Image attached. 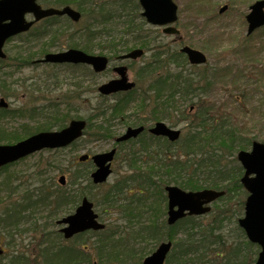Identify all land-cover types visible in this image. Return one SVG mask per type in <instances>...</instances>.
I'll list each match as a JSON object with an SVG mask.
<instances>
[{
  "label": "trees",
  "instance_id": "1",
  "mask_svg": "<svg viewBox=\"0 0 264 264\" xmlns=\"http://www.w3.org/2000/svg\"><path fill=\"white\" fill-rule=\"evenodd\" d=\"M114 11L120 12V17H123L127 21V29L131 30L134 26V16L132 10L126 11L125 6H121ZM138 15H135L137 17ZM130 39L126 40L127 43L142 42L140 33L136 31L129 32ZM145 43V42H143ZM125 44V45H126ZM77 45V44H76ZM154 60L146 64L147 70H155L158 67L165 66L163 59L160 56L163 51L158 50L155 52ZM179 60V55L176 56L175 61ZM166 71L164 73H167ZM176 72H173L177 81L172 79L169 83H164L167 79L170 80V74L164 76L160 75L149 82L148 89H144L150 92L147 95L144 90H137L136 88L128 92H120L115 94L114 103L110 106L113 112L119 111L123 114L124 108L129 104H134L135 111L144 113L148 111V117L146 119L157 120L167 118L172 124L179 122L178 115L186 117L184 110L179 108L178 100H175V94L179 93L181 99L187 100L188 93L196 88V78H181L179 79ZM139 77V75H138ZM161 85H172L163 97L160 96L159 87ZM181 85V86H180ZM73 95V94H72ZM137 96V98L135 97ZM74 96V95H73ZM72 96L69 94L65 97V113L59 111V107H54L50 114L41 120H35L34 124L24 122L19 127L7 128L2 123L3 120H13L16 114H27L28 109L24 106L18 108H0V142H14L33 132L42 129L61 128L66 125L67 121L73 118V116H79L77 113L70 114L73 102H71ZM102 109L100 113L104 114L105 107H99ZM174 113H177L174 115ZM137 114V115H138ZM32 117V114L30 115ZM139 119L138 121L136 119ZM193 119L194 124L187 125L185 133L176 142H165L163 156L166 155L164 161L159 159L163 164V169L166 171L159 179L160 181L173 182L184 188L198 189L204 186L225 188L226 194L221 199H230V192L236 191L241 188L238 177L242 172L241 165L236 161L235 151L237 148H243L250 143V140H246L241 136H237L233 128L228 129L223 119L220 116L212 114L208 107L200 109L195 114ZM133 123L142 122L139 116L133 118ZM92 117L88 119V124L85 132H89L92 128ZM194 125V126H193ZM193 126V127H192ZM113 130H110L109 126H102L101 135H111ZM160 137H156L159 139ZM74 144V143H73ZM72 144V145H73ZM177 145L176 149H172L171 146ZM55 153L59 152V149L54 150ZM42 154V152L40 153ZM39 154V155H40ZM16 164V163H14ZM13 165V164H12ZM10 165H6L0 169L6 170ZM48 166L49 168H47ZM61 158L59 155L53 154L52 159H48L46 163H35L34 170L35 177L32 187L26 186V183L15 186H11V177L8 176L0 183V232L4 235V244L6 249L0 254V264H35V256H27L26 252L22 251L25 247L21 246V238L23 233L28 229L38 233L41 236L40 243L38 244L37 251L44 258L43 264H51V254L55 257H59L60 260L56 264H93V258H90L89 254L82 249H77L72 245H65L58 242L54 235L50 232H45L44 227L46 225L37 224V219L34 217L35 212H42L46 210L48 217H54L57 214L63 212L64 207L69 204L76 203L81 193H76V182L79 177L88 178V170L81 174V169L78 168L71 171L70 181L65 186H55L54 177L50 176L51 167L55 169L62 168ZM54 170V169H52ZM62 171L61 169H59ZM143 177L142 174H132L131 176L120 178L113 183L104 186L103 195L95 200L96 206L101 210H105L108 207H115L116 205L127 204V217L128 221L133 218L136 219V223H139L138 206L136 203L147 210L155 209L159 203L165 200L163 185L159 181L155 184L149 173H146ZM165 178L162 177L165 175ZM45 175V178H44ZM49 181L47 185L44 183ZM36 182H40L36 184ZM128 182L134 185V188L124 191ZM11 184V185H10ZM4 191H7L4 193ZM4 193V194H2ZM133 203V207L131 204ZM240 205H243L241 201ZM228 210H226L227 212ZM156 216V215H153ZM197 217L188 216L181 219L173 226H167L165 223L161 224V229L167 227L165 234H170L174 228L183 231V236L180 237L178 242L175 243L171 254L167 259L166 264H204L202 256L205 255L204 250L208 248L206 243H213L215 240L220 239L219 236H214L213 230L217 229V225L222 222V219L214 218L212 222L202 223L196 219ZM34 219V222H32ZM151 222H154L153 220ZM30 224L29 228L26 225ZM128 227V226H127ZM208 227V230H205ZM159 225L153 224L149 227L150 233L154 236L158 231ZM203 229L200 233L199 239L194 241L192 235H194V229ZM113 229L101 230L93 232L99 238L97 245L96 259H99L98 264H107V262H118L121 260V255L126 247L121 244H116L110 236L113 234ZM154 231V232H153ZM43 233V234H42ZM52 233H58L54 231ZM83 235V234H82ZM81 235V236H82ZM133 239H137L136 236L131 234ZM24 239V238H23ZM128 240V237H126ZM20 240V241H19ZM16 243V244H15ZM59 243V244H56ZM56 244V247L54 245ZM247 246H251L250 243H246ZM21 246V247H20ZM118 249L115 251V249ZM200 247H203L202 251L198 253ZM238 246H234L229 249L228 256L221 259L222 264H240L241 262H235L234 259L237 255ZM12 250L9 252V250ZM135 253L134 248H130V254ZM28 257V258H27ZM232 257L233 260H229ZM30 259V260H29ZM47 262V263H46ZM37 263V262H36Z\"/></svg>",
  "mask_w": 264,
  "mask_h": 264
},
{
  "label": "rangeland",
  "instance_id": "2",
  "mask_svg": "<svg viewBox=\"0 0 264 264\" xmlns=\"http://www.w3.org/2000/svg\"><path fill=\"white\" fill-rule=\"evenodd\" d=\"M192 0H178L181 7V20L179 22V26L181 27L183 33L186 36V40L188 42L192 41L191 45L202 49L206 52L209 60V67H213L215 63L219 64L223 68H230L231 72L238 76L243 72L248 73L249 62L245 59V55L247 52H234V49L238 47V40H246L242 39L246 32L247 24L243 20V15L246 12V7L254 0H236L234 8H228L223 13H218V7L222 4L230 5V0H213L209 4L202 5H192ZM202 10H208L205 13H201ZM245 11V12H244ZM201 15L202 24L199 22L194 25V30L190 31L188 28V24L192 21V18L197 15ZM150 33L153 36H156V40L165 41L167 44L172 41V37L163 34L159 31L156 26H147ZM216 28L219 30H214L212 34H209L210 29ZM262 31V30H261ZM264 31V30H263ZM158 32H161L162 35H159ZM220 33H226L227 35L217 36ZM260 31H258L252 38L253 40L249 41L251 47L255 46L258 40L257 39ZM190 40V41H189ZM61 41L58 40L57 44H53L48 46L49 50L61 49L66 46V42L64 44H60ZM176 45V44H175ZM20 46V47H19ZM37 42H13L9 43L6 47L8 54H14L17 52L18 48H20L23 52H26L28 48L31 49L32 52H39L42 54L44 50L38 51ZM249 53H251L249 51ZM148 54L145 56V59L148 57ZM217 60V61H216ZM258 62H264V49L260 52L258 51ZM246 67V70L245 68ZM3 70H10L8 66H3ZM47 68L44 65H41L39 68L34 69L32 66L20 67V69H14L12 73L14 74L13 78L20 79L18 82L12 83V79H9V86L11 93L8 91L9 87H2L1 89L8 93L9 95L6 99L9 101L10 106H15L19 104L31 105L35 104V106H48L52 101H56L59 103L62 97V93L70 90H75V86L72 84V79H67V74L62 73L61 76H58V82H64L59 85L60 89H58L57 85L51 84L48 81V73ZM131 77L133 76L131 72H129ZM260 71L257 68H254L250 73V76L247 82L244 85L235 88L233 83H219L216 84L214 89L208 94L205 95L204 99L210 101L214 107H217V113L224 114L227 116V122L232 125L233 128L240 130L239 132H246L250 136L254 135L255 138L262 139L264 138V77L259 79ZM40 76L43 78L44 83H41V89L39 92L32 90L31 84L35 86L37 81V77ZM66 78V79H65ZM239 80H244L242 77H237ZM242 82L236 81L235 84H241ZM29 92L32 96L29 95ZM89 97L93 98V102L96 99L94 93H89ZM78 114L86 117L87 109H89L88 105H79ZM83 108V109H82ZM129 112H127L128 114ZM122 119H116L117 123L123 121ZM14 126H17L18 121L14 120L12 123ZM11 125V126H13ZM126 125V124H125ZM123 124L117 125V133L123 132L126 126ZM92 131L95 132L93 129ZM153 141L151 139H145L144 145L149 148V153L151 157L155 156V151L158 149L155 145H153ZM112 145V140L110 139H92L91 135H85L81 138L75 147H68L61 151V157L64 159V168L69 167L72 160L82 152H95L102 151L108 149ZM141 144L137 145H126L123 146L125 150H122L119 153V157H116L113 163L114 171L109 177L108 181H113L117 175L129 172V160L132 151L127 147H139ZM144 150L139 153H136V156L141 159H148V154ZM53 155V151H45L42 152L41 155L36 156V161L40 160L39 156L42 158L49 157ZM35 157V156H34ZM33 157H28L26 160L19 163L13 168V170H9L8 174H16L20 173L25 169V166H29L33 163ZM149 160V159H148ZM136 164L141 165L140 159H136ZM51 173H56L51 176H58V171H52ZM1 180V179H0ZM243 213V212H242ZM242 215V214H241ZM240 215V216H241ZM61 216V215H60ZM113 215H111L112 217ZM37 219V224L40 226L47 222L48 230L52 231L55 229L56 223L55 219L57 218H49L46 215V210L40 212H35L33 218ZM108 219V217H105ZM34 219H32V224ZM30 224L26 225V228H29ZM44 227V226H43ZM225 231L232 236L236 234L240 235L239 231L235 229L228 221L224 224ZM230 229L232 232H230ZM235 230V231H234ZM32 233H28L24 235L25 241L24 244L27 246L33 245L35 240H31L30 236ZM28 236V237H27ZM3 238V237H1ZM137 256L133 259L132 263L137 262ZM251 264V263H249Z\"/></svg>",
  "mask_w": 264,
  "mask_h": 264
},
{
  "label": "water",
  "instance_id": "3",
  "mask_svg": "<svg viewBox=\"0 0 264 264\" xmlns=\"http://www.w3.org/2000/svg\"><path fill=\"white\" fill-rule=\"evenodd\" d=\"M140 2L145 9L143 15L152 23L164 24L175 19L176 6L171 0H140ZM251 8V13L247 16L249 31L264 23V0L256 1ZM57 12H68L75 19L78 18V13L68 8ZM46 13L48 12L44 10L38 17ZM28 26V24L20 26L19 22L9 27L0 25V56H4L1 51L4 39L10 34L26 29ZM172 30L171 27L165 29V31L168 32ZM182 50L188 53L191 62L204 61V56L199 51L190 49L187 46ZM141 53L142 50L137 49L126 56L136 57ZM46 59L60 62H88L92 63L96 70L104 69L107 61L105 57L90 56L82 51L74 49L54 55L49 54L46 56ZM117 70L120 72L121 78L111 80L100 86L99 89L102 93H110L119 89H128L133 86V82L126 81L125 67H119ZM0 106H7L2 98L0 99ZM84 126V120H72L69 125L61 130L40 131L15 144H0V166L42 148L66 146L81 135ZM142 129V126L136 128L128 127L126 132L118 137L117 140H124L131 136H136ZM150 131L155 134L167 135L172 140L176 139L180 133L179 130L171 129L160 121L156 122ZM114 152L115 149H112L108 152H102L92 156L93 161L97 165V168L91 174L94 182L98 183L106 180L111 171L109 161L112 159ZM87 157V154H83L79 159L85 160ZM237 157L245 168V173L241 178V182L250 192L245 203V217L240 219L239 222L245 228L247 236L252 241L258 242L262 247L255 264H264V144L255 141L252 144L251 151L241 150L238 152ZM60 181H63V177L60 178ZM166 189L168 191V222L170 223H173L186 213L200 214L208 211L209 207L203 206V204L223 194V191L211 189L184 191L177 186H166ZM175 207L177 208L175 209ZM186 210L187 212H185ZM95 218L96 214L92 210V203L84 198L82 204L77 208L75 213L63 217L58 222L68 224L61 230L66 237H69L87 228H102L103 224L98 223ZM169 247V242L162 243L152 255L144 260L143 264H163L165 254Z\"/></svg>",
  "mask_w": 264,
  "mask_h": 264
},
{
  "label": "flooded vegetation",
  "instance_id": "4",
  "mask_svg": "<svg viewBox=\"0 0 264 264\" xmlns=\"http://www.w3.org/2000/svg\"><path fill=\"white\" fill-rule=\"evenodd\" d=\"M37 3H39L42 7H48V6L52 5L51 0H37ZM25 17H26V19L30 20V19H32L33 15L31 13H26ZM62 18H64V17H51V16H49V17H45V18L40 19L39 21L35 22L34 24L37 26H40L42 24L49 25L50 22H53L55 24L61 23L65 19V18L64 19H62ZM111 61L113 62V65L120 64V62L115 60V59L114 60L112 59ZM128 65H130V63H128ZM194 108H195V106H193L192 108L189 109L190 114H193Z\"/></svg>",
  "mask_w": 264,
  "mask_h": 264
}]
</instances>
